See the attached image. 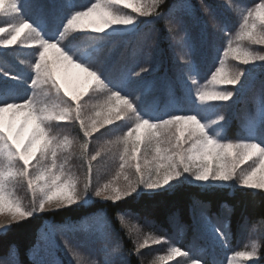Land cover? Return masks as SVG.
Listing matches in <instances>:
<instances>
[{
    "label": "snow or ice",
    "instance_id": "snow-or-ice-1",
    "mask_svg": "<svg viewBox=\"0 0 264 264\" xmlns=\"http://www.w3.org/2000/svg\"><path fill=\"white\" fill-rule=\"evenodd\" d=\"M163 3L164 0H89L87 5L79 6L71 0H0V17L5 18L0 21V49L19 46L31 49L33 54L28 62L30 94L20 97L7 83L0 84V215L8 217L0 220V232L38 214L87 204L90 192L114 205L173 190L185 181L206 190L221 186L264 192V93L259 114L252 112L245 121V135L233 140L218 130L226 123L219 103L233 99L236 87H243L249 71L230 66L229 58L252 69L256 62L264 66V54L248 46L264 45V0H254L251 5L221 0V7L238 14V31L229 35L226 23L217 25L227 39L213 46L216 55L208 75L201 78L195 64L189 63L183 79L194 107L158 116L153 114L155 97L151 90L144 93L143 99L132 98L125 91L132 76H140L149 68L142 67L114 80L96 67V61L105 37L135 29L141 17L161 19L164 14L157 9ZM182 7L185 14L197 11L191 3ZM199 10L208 17L203 22L205 29L210 21L215 25L217 12L211 5L201 0ZM88 37L94 39L89 42ZM180 44L190 50L187 34L181 37ZM0 75L13 81L24 79L2 67ZM100 94L102 99L91 103ZM209 110L215 112L214 117ZM119 121H126L124 131L115 141L106 142L109 146L119 145V171L114 181L93 188L92 162L103 149L89 155L90 140L100 129ZM53 122L79 125L83 135L81 154L87 163L83 187L67 167L68 157L61 159L75 141L56 134ZM248 161L251 163L247 168H240ZM122 174L124 184L120 186ZM17 180L26 182L32 195L30 205L11 190ZM125 217L139 219V213L127 208L117 211L119 223L124 224ZM144 223L155 227L147 218ZM200 227L222 243L227 239L228 225L219 216L214 220L202 213ZM99 236L114 239L99 249H86L103 256L90 264H132L131 256L139 259L146 247L168 242L165 236L149 233L126 250L108 219L101 222ZM63 244L77 264H88L77 251L79 244L67 237ZM259 247L252 241L250 249L245 245L244 250L233 251L226 258L227 264H256ZM18 257L15 246H10L0 256V264H20ZM177 257H184L187 264H200L198 257L175 244L154 264H170Z\"/></svg>",
    "mask_w": 264,
    "mask_h": 264
},
{
    "label": "rangeland",
    "instance_id": "rangeland-1",
    "mask_svg": "<svg viewBox=\"0 0 264 264\" xmlns=\"http://www.w3.org/2000/svg\"><path fill=\"white\" fill-rule=\"evenodd\" d=\"M200 2L201 0H182L177 4V9L181 13L175 14V24L173 26L176 27L178 25L179 34L177 38H172V51H175L176 53H174V55L167 60H158L157 58L159 53H157L154 57L153 52H151L150 54L148 53L143 63V67L149 68V71L142 73L140 76L131 77L130 82L139 83L136 86L139 91H141L139 88L143 83L149 82L150 84V82H152L146 90L141 91L143 95H134L135 93L132 92L133 88L130 87L131 90L129 95L132 98L140 96L141 99H143L144 93L147 90H151L153 96H156L159 89L162 88L164 102L167 103V107H160L158 105H155L158 104L155 102V104H153L154 115H163L166 111H172L171 108L178 107V104H176V101L171 96L173 91L170 87L169 81L163 83L162 80V74L165 66L172 73L176 82L181 86L182 92H184L190 98L189 104L186 103L184 106H181V104L179 103V106L184 107L183 109L185 111L194 107L193 99L185 88L183 79V77L187 75V68L189 63L195 64L201 78L208 75L210 69H212L214 57L216 55L215 51H213L212 61H210L209 59L205 68L197 66L199 65V62L196 63V61L192 59L180 60V56H182V54H187L186 52L193 53L197 51V47H193L190 51H188V48H184L180 44V39L181 37H184L185 34H187L189 45L191 46L192 44V40L189 39L190 28L184 27V23L187 22V20L186 17H183V14H185V12L183 11L182 6L186 3H191L195 5L196 8L200 9ZM203 2L205 5H211L216 10L217 17L224 16L226 13L229 14L231 17H234L232 25L228 30L229 35H234L235 32L238 31V14H233V12L227 10V8L221 7V0H203ZM233 3L237 5H251L243 0H233ZM122 11L130 12V9H122ZM200 14L203 22L208 19V17L201 11ZM133 15L135 14L133 13ZM188 16L191 17L192 15L188 14ZM142 18L144 17L139 18V22ZM201 18H198L195 22H201ZM4 19L5 18L0 17V21H3ZM139 22L135 29H129L126 33L112 35L104 38L105 42L102 47V51L99 54V58L96 61V67L101 68L103 71L107 69V67L109 66V62L118 54V52L122 51L123 48H125V46L128 44L129 38L133 34L131 32H134L138 28ZM217 25V22L214 25L210 21V26L207 29L204 28V31L209 37V43L211 45H213L216 38L221 35L222 40L220 44H223L227 39V36H225L219 31V27ZM171 34H173V32ZM93 39L94 37L87 38L89 42H91ZM248 46L251 47L252 45ZM152 47L153 49H157V42L154 39V35L153 37L151 36V39L146 45V48ZM32 58V50L28 48L14 46L10 49H0V67H2L1 64H4L7 67V71H9L11 74L24 78L22 81H13L7 77H4L3 75H0V82H3V84L7 83L13 88V90H17L18 88V90L30 94V89L28 87V85L30 84V80L28 79V77L30 75L31 70L28 66V62L31 61ZM228 64L232 67L249 69L248 74L243 81V87L246 83H250L258 72L264 70V66H262L260 62H256V66L254 69H252L251 66L242 65L238 61L232 60L231 58H229ZM201 82H204L203 79H201ZM243 87L237 86L235 89L236 94L233 99L227 102H220L218 105L219 112L226 117V123L224 124V128L222 130H218L221 131V135L227 136L229 139L233 140L242 137L246 134V128L244 125H240V127H233V130L229 129V119L231 118L233 110V108H231V102H233V100L238 97ZM18 94H20L21 97L22 92H18ZM102 95L103 94H100L99 96H94L91 100V103H96L98 99H102ZM87 100L88 97H85V101ZM161 108L162 110H160ZM208 114L213 117L215 116V112L213 110H209ZM125 125L126 121H119L114 125L106 126L105 128L100 129V131L95 133L91 138L88 149L89 155L94 154L95 151L98 149H103L101 156L97 157V159L92 162L93 170L91 180L93 188H95L96 186H102L108 181L115 180L117 172L119 171L120 163L119 145L113 144L109 146L106 144V142L115 141L116 138L121 135V133L124 131ZM53 131L61 137L68 136L69 138L75 141L70 152L63 153L61 155V159L63 160L64 156L68 157L67 167L72 171L75 176L79 177L81 187H83V184L86 182L87 179V163L81 154L80 144L83 141V135L79 130V125L75 123L56 124V122H53ZM250 163L251 161L241 164L240 168H247ZM127 171L129 170L126 169V172ZM118 183L120 184V186H123V174L120 176ZM184 183L194 184L189 183L188 181H185ZM195 185L200 186L198 184ZM10 187L11 190L15 192L16 196L19 197L25 205L31 204L32 195L28 191L27 184L25 181L17 180ZM89 196L90 198L88 199V202L93 199H103L102 197H95L94 195H91V192L89 193ZM202 213V209L192 210L191 216H194V220L192 219L193 222L191 226L184 225L178 222L177 220L173 219L170 224L169 232H166L165 230L160 228H153L151 230L153 232V235L165 236L168 238V242L159 245H152L151 247H146L145 249L141 250V256L139 259H137L138 263L141 264L142 261V264H154V262L157 261V257L159 255H163L166 253L168 247H170L172 244L180 246L184 238L188 236L190 237L189 241L192 244H195L196 240L199 239L201 240V242H206V247L209 246L210 250L219 254L221 262L224 261L222 263L227 264V256H229L233 251H236L233 248L238 247L240 245L241 241H236H238L239 239H244V242L239 249L244 250L245 245H247V247L250 249L252 241H256V243L258 244L260 238L264 237V220L262 219L259 222L255 223V225H252V227H249V230L247 232H245L247 230L245 225L239 227L238 230L234 233L232 231L227 230V239L222 243L220 239H218L210 232L202 231L200 224L199 226L195 225L197 221H201ZM7 219L8 217L6 214L0 215V220L6 221ZM104 219L105 214L103 211H100L96 214L85 216L76 222H72L73 225L71 226H58L56 224H53L54 222L52 221L44 222V224L38 231L37 241L30 251V259L39 264H77L75 257L64 247L63 240L67 237L72 240L74 244L80 245V247L77 248V251L79 252L80 256L83 257L86 262H88V264H90V262L93 260H102V254H97L95 252H92L90 254L89 251H86V249H99L105 244H110L114 239V237H109L108 240L100 238L99 227ZM124 226L126 228L127 224H125ZM133 229L134 228L132 226H129L130 231H132ZM203 232L204 235L202 234ZM135 236L136 239H142L145 234L139 235V232L137 231ZM89 237H94V239L89 240ZM230 240H233L234 243L228 244ZM197 257L199 259H204L203 254L198 255ZM172 262L173 264H183L184 259L183 257H177ZM200 264H202L201 261ZM248 264H252V262H248Z\"/></svg>",
    "mask_w": 264,
    "mask_h": 264
},
{
    "label": "trees",
    "instance_id": "trees-1",
    "mask_svg": "<svg viewBox=\"0 0 264 264\" xmlns=\"http://www.w3.org/2000/svg\"><path fill=\"white\" fill-rule=\"evenodd\" d=\"M181 1L164 0V3L157 9V11L164 14L161 19L152 20L151 18H142L138 28L134 32H131L133 34L129 38L128 44L109 62V66L104 72L110 78L116 80L122 74L138 72L143 67L148 53L153 52V57L159 53L158 60H167L172 57L176 53L172 51V38H177L179 34L178 25L176 27L173 26L175 24L174 17L175 14L181 13L177 9V4ZM243 1L249 4L254 3V0ZM71 2L79 6H84L89 3V0H71ZM169 10H171V14ZM191 15L189 17L188 14H183V17H186L187 20L184 23V27L190 28L189 39L192 40L190 50L193 47H197V51L182 54L180 60L192 59L196 63L199 62L197 66L205 68L208 60L210 59L212 61L213 46L221 43L222 35L216 38L213 45H211L209 43V37L204 31L205 27L199 8ZM198 18H201V22H195ZM233 18L226 13L224 16L218 17L216 22L218 25L226 23L227 30H229ZM172 32L173 34H171ZM153 35L157 42V49H153V47L146 48L148 41ZM251 48L264 54V46L262 45H252ZM190 50L188 49V51ZM1 66L7 71V67L4 64H1ZM162 80L163 83L169 81L173 91L171 96L178 106L179 103L181 106L190 103V98L182 92L181 86L176 82L166 66L164 67ZM0 84H3V82H0ZM138 84L128 82L125 91L129 94L131 88H133L132 92L135 93L134 95H143L141 91L146 90L150 84L149 82L143 83L139 88L141 91L136 88ZM13 91L19 96L20 94L18 92H22L21 97L27 95L26 92L20 91L18 88ZM262 93H264V70L258 72L250 83H246L238 97L231 102V108L233 110L231 118L229 119V129L240 127V125L245 126V121L248 120L250 113L255 112L257 115L259 114ZM154 97L155 102L158 103L157 105L165 106L167 104L164 102L162 88L159 89ZM181 106H179V110H184V107ZM125 208L139 213V219L125 217V223H119L116 219V213L118 210ZM193 209H202L203 213L210 215L214 220L219 216L228 225L226 231L229 230L234 233L239 227L244 226L246 221L248 222L247 228H249L260 220H264V192L236 187L232 189L227 187H212L206 190L195 184L182 183L173 190L162 191L156 195H141L135 199L129 198L127 203L120 202L118 205H114L110 201L95 199L87 204L73 205L71 208H62L55 212L48 211L28 220L21 221L19 224H13L9 231L0 233V255L4 254V249L15 246V249L19 253L18 258L20 264H37L29 259V251L36 242L38 231L44 222L52 221L56 225L66 222H76L85 216L93 215L100 211L104 212L105 219L111 222V226L116 228L121 238V243L127 250L131 249L133 242L137 240L135 236L137 231L139 235L153 234L151 231L153 228H160L169 232L173 219L184 225L191 226L194 220V216H191ZM145 218L151 220L155 227L146 225L144 223ZM125 224H127L126 228L124 226ZM199 224L200 221L195 223L196 226H199ZM129 226H132L134 229L130 231ZM187 244L189 245L190 242ZM259 245L258 251L260 258L256 264H264V237L260 238ZM181 247L183 246L181 245ZM130 258L132 264H139L135 255Z\"/></svg>",
    "mask_w": 264,
    "mask_h": 264
}]
</instances>
